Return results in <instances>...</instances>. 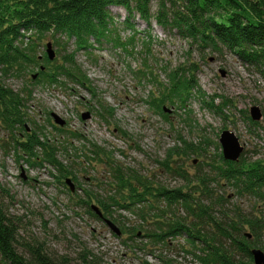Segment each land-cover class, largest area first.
<instances>
[{
    "label": "rangeland",
    "instance_id": "374dc122",
    "mask_svg": "<svg viewBox=\"0 0 264 264\" xmlns=\"http://www.w3.org/2000/svg\"><path fill=\"white\" fill-rule=\"evenodd\" d=\"M155 9L153 5L152 12ZM109 11L116 20L118 37L122 42L130 40L133 31L120 24L126 12L117 7ZM133 23L140 34L128 48L130 55L106 43L77 51L72 41L66 49L63 43L59 47L51 45L56 64L62 63L64 54L75 51L77 71L67 64L64 68H71L78 78L84 77L87 83L83 86L66 77L57 78L55 85L48 84L38 75L40 70L52 68L45 67L43 60L40 68L2 77L5 88L15 93L23 90L30 97L25 109L29 119L24 124L25 132L14 136L0 122V185L8 193L4 205L9 215L20 219V236L38 240L54 257L74 259L83 248L101 264H161L158 257L171 264H198L185 252L189 249L183 239L169 240L168 246L161 247L141 239V231H136L137 236L121 233L120 225L136 230L142 226L134 214L120 210L113 214L118 221L114 223L109 217L102 220L89 215L84 205L76 203L84 198V191L99 198L109 193L110 162L167 189L181 187L179 176L162 166L168 150L180 138L195 147L201 145L213 155L218 153L215 147L220 134L230 131L244 147L242 155L246 159H264V71L243 65L227 52L190 47L154 21L149 27L138 15ZM48 42L39 48L40 59L47 56ZM193 64L195 67H180L195 70L191 74L199 87V93L193 94L186 107L166 103L162 116L147 104L151 95L158 93L156 82L161 84L162 92L169 86L172 72L180 65ZM141 72L147 75L142 78ZM252 107L260 110L257 122L250 118ZM32 131L44 134L50 144L58 147L57 161L70 176L58 178L56 168L43 154L35 150L32 156L26 155L14 145L13 141L24 139ZM90 150L95 153L90 155ZM170 160H174L169 162L173 169L179 165L190 176L206 171L200 165L205 158L194 154ZM222 190L220 194L228 196L229 204H238L247 212L251 209L247 200L236 202L231 190ZM92 206L97 207L94 203ZM104 220L110 221L119 235Z\"/></svg>",
    "mask_w": 264,
    "mask_h": 264
},
{
    "label": "trees",
    "instance_id": "16d2710c",
    "mask_svg": "<svg viewBox=\"0 0 264 264\" xmlns=\"http://www.w3.org/2000/svg\"><path fill=\"white\" fill-rule=\"evenodd\" d=\"M111 7L126 12L120 24L133 31L130 40L122 42L118 37ZM135 15L149 27L154 21L161 29L174 32L190 47L227 52L243 65L264 71V0H0V122L5 130L14 136L25 132L24 124L29 120L25 109L30 97L23 90L15 93L5 88L2 77L40 68L43 60L45 67L52 68H44L38 75L48 84L55 85L57 78L66 77L83 86L87 83L84 77L78 78L71 68H64L67 64L77 71L74 52L106 43L130 55L128 48L133 47L132 41L140 34L133 27ZM45 41L55 47L63 43L64 49L72 41L75 51L64 54L59 64L56 58L49 60L46 55L40 59L39 48ZM180 67L195 65H180L170 74L169 86L162 92L161 84L156 82L158 93L147 101L160 115L164 104H180L184 108L193 94L199 93L191 74L195 70ZM144 75L147 74L141 72L142 78ZM13 142L26 155L32 156L35 150L43 154L56 168L58 178L71 175L57 161L58 147L50 144L44 134L32 131ZM215 148L218 153L211 155L201 145L195 147L180 138L168 150L162 166L182 180L183 185L176 189H167L130 169L107 163L112 177L107 185L109 193L99 198L84 191V198L76 205H84L95 218L109 217L114 223L118 221L113 214L120 210L134 214L142 226L136 230L120 225L121 233L137 236L136 231H141V239L161 247L168 246L169 240L183 239L189 249L185 252L198 264H250L252 249L264 253V159L252 161L241 154L237 162L225 161L218 144ZM190 154L205 158L199 161L205 172L190 176L179 165L173 169L169 163L171 158ZM224 187L231 190L236 202L247 200L251 209L247 212L238 204H229L228 196L219 191ZM7 197L0 185V264H101L83 248L74 259L59 258L49 254L38 240L21 237L20 219L9 215L4 205ZM92 203L102 217L90 211ZM158 260L171 264L160 257Z\"/></svg>",
    "mask_w": 264,
    "mask_h": 264
},
{
    "label": "water",
    "instance_id": "95a60500",
    "mask_svg": "<svg viewBox=\"0 0 264 264\" xmlns=\"http://www.w3.org/2000/svg\"><path fill=\"white\" fill-rule=\"evenodd\" d=\"M46 53L49 60H53L55 53L52 50L51 43L46 45ZM85 118V117H83ZM250 118L252 121L257 122L261 119V113L258 107H252L250 109ZM57 121V118H56ZM61 124L60 122H56ZM219 145L221 147L222 157L225 161L237 162L244 151V147L240 144L239 139L230 131H223L219 137ZM66 183L70 186L71 191H73L72 183L69 179L66 180ZM91 209L93 212L102 217L100 211L97 207L92 206ZM108 227L114 231L117 235H119V231L117 228L108 220H104ZM252 262L250 264H264V253L259 249H252Z\"/></svg>",
    "mask_w": 264,
    "mask_h": 264
}]
</instances>
